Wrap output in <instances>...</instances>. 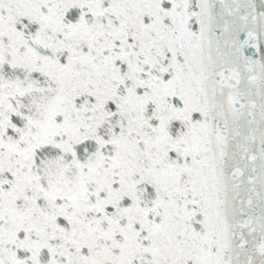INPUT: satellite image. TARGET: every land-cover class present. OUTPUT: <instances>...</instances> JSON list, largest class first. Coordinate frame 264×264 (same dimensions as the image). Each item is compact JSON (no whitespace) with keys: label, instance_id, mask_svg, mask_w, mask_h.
Wrapping results in <instances>:
<instances>
[{"label":"snow or ice","instance_id":"6c2138e0","mask_svg":"<svg viewBox=\"0 0 264 264\" xmlns=\"http://www.w3.org/2000/svg\"><path fill=\"white\" fill-rule=\"evenodd\" d=\"M0 264H264V0H0Z\"/></svg>","mask_w":264,"mask_h":264}]
</instances>
